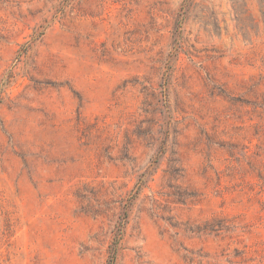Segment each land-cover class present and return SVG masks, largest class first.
<instances>
[{
	"label": "rangeland",
	"instance_id": "rangeland-1",
	"mask_svg": "<svg viewBox=\"0 0 264 264\" xmlns=\"http://www.w3.org/2000/svg\"><path fill=\"white\" fill-rule=\"evenodd\" d=\"M264 264V0H0V264Z\"/></svg>",
	"mask_w": 264,
	"mask_h": 264
},
{
	"label": "trees",
	"instance_id": "trees-1",
	"mask_svg": "<svg viewBox=\"0 0 264 264\" xmlns=\"http://www.w3.org/2000/svg\"><path fill=\"white\" fill-rule=\"evenodd\" d=\"M118 239H116L113 243H112V247H111V258L109 259L108 264H115V260H116V250L118 247Z\"/></svg>",
	"mask_w": 264,
	"mask_h": 264
}]
</instances>
